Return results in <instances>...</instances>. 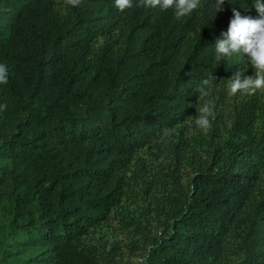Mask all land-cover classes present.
I'll return each mask as SVG.
<instances>
[{"label":"trees","instance_id":"trees-1","mask_svg":"<svg viewBox=\"0 0 264 264\" xmlns=\"http://www.w3.org/2000/svg\"><path fill=\"white\" fill-rule=\"evenodd\" d=\"M254 2L0 0V264H264V92L215 52Z\"/></svg>","mask_w":264,"mask_h":264},{"label":"clouds","instance_id":"clouds-1","mask_svg":"<svg viewBox=\"0 0 264 264\" xmlns=\"http://www.w3.org/2000/svg\"><path fill=\"white\" fill-rule=\"evenodd\" d=\"M82 0H66L72 7H79ZM149 8H159L161 11L172 9L177 18L192 14L201 6V0H142ZM225 0H216L218 11L223 9ZM255 9L260 18L244 17L240 11L233 9L234 18L231 19L228 30L223 38L217 39L215 52L218 57L233 58L243 54L250 57V64L255 70L254 76H243L241 72L235 73L228 79V94L252 95L258 91L264 92V0H255ZM115 7L123 12L132 7V0H114ZM8 70L6 65L0 64V84H7ZM208 80L196 86L195 91L201 96L206 95L205 86ZM198 116L195 123L201 129L210 127L209 117L212 109L208 104H197Z\"/></svg>","mask_w":264,"mask_h":264},{"label":"rangeland","instance_id":"rangeland-1","mask_svg":"<svg viewBox=\"0 0 264 264\" xmlns=\"http://www.w3.org/2000/svg\"><path fill=\"white\" fill-rule=\"evenodd\" d=\"M127 257H128V261L133 264L141 261L143 256L129 254Z\"/></svg>","mask_w":264,"mask_h":264}]
</instances>
